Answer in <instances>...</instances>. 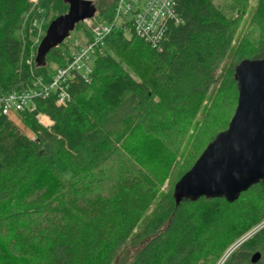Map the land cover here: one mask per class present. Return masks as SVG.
Segmentation results:
<instances>
[{"label":"trees","instance_id":"1","mask_svg":"<svg viewBox=\"0 0 264 264\" xmlns=\"http://www.w3.org/2000/svg\"><path fill=\"white\" fill-rule=\"evenodd\" d=\"M114 4L95 15L96 22L110 21ZM30 8L29 0H0V96L30 94L22 109L0 110V264H217L264 221L262 182L232 203L200 198L176 204L171 190L159 201L163 180L149 171L121 178L106 196H85L81 189L129 126L191 120L231 55L209 122L223 124L207 142L225 128L237 97L234 67L264 55V0L255 7L257 36L237 46L235 21L217 0H175L177 22H168L157 47L137 37L130 23L112 27L88 79L74 72L66 83L70 100L62 106L54 92L31 94L48 87L69 49L67 42L52 49L45 67L27 64L37 46L35 31L22 24ZM52 10L50 21L67 5L53 0ZM81 24L75 28L90 38ZM41 115L51 126L39 122ZM256 252L260 258L251 263ZM222 264H264V226Z\"/></svg>","mask_w":264,"mask_h":264},{"label":"rangeland","instance_id":"2","mask_svg":"<svg viewBox=\"0 0 264 264\" xmlns=\"http://www.w3.org/2000/svg\"><path fill=\"white\" fill-rule=\"evenodd\" d=\"M52 2L53 0H40L37 11L32 16V20L36 23L35 28L40 30L38 34L41 37H43L45 32L43 25L56 15L52 10ZM112 2L113 0L97 1L95 3V17L99 18L102 12L108 13L107 8ZM257 2L258 0H247L246 3H238L232 6L230 0H217V3L223 9L225 8V12L235 21L233 26V46H237L245 36L252 38L257 36L259 31L258 24L260 22L259 18L255 16ZM81 25L88 30L89 26L87 23H82ZM85 36L84 32L76 27L70 32L69 36L64 40V43L67 42L68 45L71 44L73 47V44L81 47L85 41ZM35 39L33 38L32 40L34 41ZM26 48L27 46L23 45L22 51L24 53ZM230 62L231 55L217 71V81L213 85L208 99L204 102L203 108L191 120L184 117H177L167 119L165 123H160L161 119H157L153 123L149 121L139 122L129 126L127 132L111 149L109 159L102 162L100 167L97 168L94 174L95 177H92V180L87 179L85 181L81 193L89 197L109 195L121 178L144 171H149L156 176L158 175L163 180L159 189V201L164 194L170 190L172 191L175 180L180 172L185 169V165H188L190 162L191 164L195 162L210 142H207L209 136L213 132H216L223 124L222 121L213 125H210L209 122L211 113L213 112L211 108L214 107L213 99L217 98L216 91L222 82L224 74L228 71ZM52 67L55 68V65H52ZM236 102L237 97L235 98L232 113L224 129L227 128L234 113ZM38 119L42 125L48 126L49 121L46 117L39 116ZM16 124H19L24 133L28 132L26 127L18 123V121H16ZM259 226H255L248 233L247 237L258 231ZM230 253H227V250H225L217 264H222Z\"/></svg>","mask_w":264,"mask_h":264},{"label":"water","instance_id":"3","mask_svg":"<svg viewBox=\"0 0 264 264\" xmlns=\"http://www.w3.org/2000/svg\"><path fill=\"white\" fill-rule=\"evenodd\" d=\"M64 14L52 19L39 41L34 64L46 66L47 54L69 36L78 23L96 15L99 0H62ZM237 102L227 128L217 133L193 165L175 182L172 198L236 201L251 186L264 184V55L243 59L234 67ZM259 253L252 254L256 263Z\"/></svg>","mask_w":264,"mask_h":264},{"label":"built area","instance_id":"4","mask_svg":"<svg viewBox=\"0 0 264 264\" xmlns=\"http://www.w3.org/2000/svg\"><path fill=\"white\" fill-rule=\"evenodd\" d=\"M39 2L40 0H29L31 8L26 12L22 21L23 25L27 22L29 28L35 31V37L33 38H36L34 43L37 44L41 38L38 34L40 30L35 28L36 23L32 20V16L37 11ZM169 21L177 22L175 0H115L110 21L96 22L93 17L92 19L81 22L88 24L90 38L85 36V41L81 47H77L75 44H73L74 47L71 44H67L69 49L68 62L64 66L55 69L50 84L47 88H44L43 92L31 94H36L44 98L51 91L56 94V105H64L70 100L66 83L74 75V72L88 79V75L92 71V62L102 50L104 38L111 32L112 27L130 23L132 31L137 37L151 47H157L163 38ZM26 62L30 65L31 62L34 63V59L30 56ZM29 98L30 94L28 92H23L17 96H0L1 113L6 115L22 109ZM263 226L264 221L260 224L259 229ZM247 236L248 234L233 243L227 250V253L233 251L250 237Z\"/></svg>","mask_w":264,"mask_h":264},{"label":"crops","instance_id":"5","mask_svg":"<svg viewBox=\"0 0 264 264\" xmlns=\"http://www.w3.org/2000/svg\"><path fill=\"white\" fill-rule=\"evenodd\" d=\"M41 116H44V115H41ZM44 117H46V116H44ZM47 119H48V121H49V124H48V126H51V124H52V122L49 120V118L48 117H46Z\"/></svg>","mask_w":264,"mask_h":264}]
</instances>
